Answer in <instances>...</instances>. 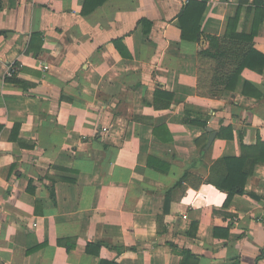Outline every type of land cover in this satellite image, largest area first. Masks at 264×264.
<instances>
[{
	"label": "crops",
	"instance_id": "0c3cea01",
	"mask_svg": "<svg viewBox=\"0 0 264 264\" xmlns=\"http://www.w3.org/2000/svg\"><path fill=\"white\" fill-rule=\"evenodd\" d=\"M193 1L0 0V264H264V71L200 54L237 14L264 54V12L207 0L189 41ZM258 143L227 205L208 178Z\"/></svg>",
	"mask_w": 264,
	"mask_h": 264
},
{
	"label": "trees",
	"instance_id": "16d2710c",
	"mask_svg": "<svg viewBox=\"0 0 264 264\" xmlns=\"http://www.w3.org/2000/svg\"><path fill=\"white\" fill-rule=\"evenodd\" d=\"M254 3L257 7V13H263L264 0H255ZM206 4L207 0H202L190 2V4L186 6L180 16L183 39L193 41L198 40L203 35L200 23ZM237 20L238 14L234 19L230 20L229 24L231 32L227 35L226 43L228 44L232 41L231 45L223 47L218 38L208 37L210 40V47L200 52L201 55L211 58L217 62L216 68L214 69V81H220L224 84L226 89L235 88L242 71L246 68L260 73L264 71V54L257 52L254 49L252 45L253 36L245 37L234 32ZM242 43H244L243 47ZM114 44L115 47L123 53L122 38L114 40ZM228 65H231L233 69H230ZM227 68L228 70L226 72ZM7 80L14 83L19 82L14 76L7 77ZM202 125L205 126V124ZM260 147V143H258L255 147L243 144V152L240 157L224 158L219 162V164H222L225 169L223 174H218V177H214V174L209 176L207 183H212L219 189L228 193L226 200L227 205L231 202L235 195L247 193L245 189L247 179L249 175L253 173L258 162L262 161L263 158L260 156L259 152L254 155L250 153V150ZM261 151L263 152L264 149ZM51 195L55 198L54 189H52ZM179 253L183 257L182 264L197 263L198 258L190 250L182 249Z\"/></svg>",
	"mask_w": 264,
	"mask_h": 264
},
{
	"label": "water",
	"instance_id": "95a60500",
	"mask_svg": "<svg viewBox=\"0 0 264 264\" xmlns=\"http://www.w3.org/2000/svg\"><path fill=\"white\" fill-rule=\"evenodd\" d=\"M214 138H215V134H212L210 139H209L208 146H210L212 144Z\"/></svg>",
	"mask_w": 264,
	"mask_h": 264
},
{
	"label": "built area",
	"instance_id": "2783aa9c",
	"mask_svg": "<svg viewBox=\"0 0 264 264\" xmlns=\"http://www.w3.org/2000/svg\"><path fill=\"white\" fill-rule=\"evenodd\" d=\"M8 76H9V77L14 76V70H13V69H10V70L8 71Z\"/></svg>",
	"mask_w": 264,
	"mask_h": 264
}]
</instances>
